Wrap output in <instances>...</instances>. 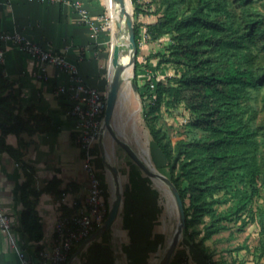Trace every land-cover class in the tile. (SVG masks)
Masks as SVG:
<instances>
[{"label":"crops","instance_id":"1","mask_svg":"<svg viewBox=\"0 0 264 264\" xmlns=\"http://www.w3.org/2000/svg\"><path fill=\"white\" fill-rule=\"evenodd\" d=\"M79 8L86 10L90 23L82 19ZM103 13L98 0H0V34L19 33L45 51L64 56L86 85L105 95L111 68L110 38L103 27ZM113 38L111 32V51ZM0 42L4 76L18 97L20 115L37 128L33 133L20 135L25 143L21 162L0 153V210L12 223L10 236L0 230V264L18 263L14 245L29 264H38L45 254L51 253L56 220L71 213L74 203H81L88 180L68 103L56 93L58 86L69 83L68 75L57 67L40 64L11 42ZM39 74L43 77L39 78ZM130 87L121 86L119 90L112 126L120 140L153 172L169 179L164 157L143 121L140 98ZM5 142L18 146L14 134H8ZM91 158L102 180L109 211L114 202L110 170L116 171L119 204L112 223L84 240L82 248L78 250L81 244L76 247L65 264H159L178 221L168 188L147 176L107 132L94 143ZM29 169L33 177L31 188L39 193L35 209L42 238L38 242L28 239L21 224V186ZM50 185L53 190L46 191ZM33 199L30 195L29 200ZM181 262L203 264L185 235L179 239L169 264Z\"/></svg>","mask_w":264,"mask_h":264},{"label":"trees","instance_id":"2","mask_svg":"<svg viewBox=\"0 0 264 264\" xmlns=\"http://www.w3.org/2000/svg\"><path fill=\"white\" fill-rule=\"evenodd\" d=\"M131 2L134 16L145 13L139 0ZM150 3L157 19L145 26L147 40L167 37L169 45L162 52L149 53L145 63L136 58L135 75L155 58L154 69L164 73L161 78L152 76L141 88L137 76L133 80L142 118L182 199L185 240L203 264H226L214 260L205 243L227 230L228 224L240 221L241 230L256 223L264 236V95L261 109L253 105L264 90V0ZM133 27L139 51L142 26ZM3 71L0 63V153L21 162L25 143L20 135L37 128L20 115L18 97ZM181 106L189 122L183 137L172 141L159 121ZM8 134L16 135L17 147L5 142ZM25 174L21 224L28 239L38 242L42 238L35 209L39 193L31 188L32 171ZM52 190L51 185L46 188ZM260 254L264 255V243Z\"/></svg>","mask_w":264,"mask_h":264},{"label":"built area","instance_id":"3","mask_svg":"<svg viewBox=\"0 0 264 264\" xmlns=\"http://www.w3.org/2000/svg\"><path fill=\"white\" fill-rule=\"evenodd\" d=\"M79 11L82 19L90 23L86 10L79 8ZM0 41L17 45L22 52L40 64L57 67L69 77V83L65 86H58L56 93L64 97L68 103V114L74 120L75 142L83 152V167L88 187L81 203H74L71 213L61 215L56 220L51 253L45 254L38 263L65 264L73 250L103 226L109 213L102 180L91 158L92 147L99 138L103 126L106 94L86 85L78 76L76 67L64 56L45 51L39 45L26 40L21 34L1 33ZM2 61L3 52L0 49V63ZM38 77L42 78L43 75L39 74ZM64 197L65 193H62L61 202L64 201ZM11 226L10 218L0 210V230L10 236ZM14 250L19 257L17 264H29L24 253L15 245ZM180 264H186V262Z\"/></svg>","mask_w":264,"mask_h":264},{"label":"rangeland","instance_id":"4","mask_svg":"<svg viewBox=\"0 0 264 264\" xmlns=\"http://www.w3.org/2000/svg\"><path fill=\"white\" fill-rule=\"evenodd\" d=\"M99 4H102L104 7V26L105 29L109 33L110 43L108 44L109 50V58H110V45H111V32L113 33V37L115 38L117 31L115 29H109V10L105 0H98ZM139 4L144 10V14H140L138 16H134V6L131 2L132 9V20L134 23L141 24L140 28V37H139V51L137 53V60L141 63H145L146 56L153 52L164 51L166 46L169 45V39L167 37L162 38L157 42H149L144 33L145 26L147 24L153 23L156 21L157 16L152 14L154 11V6L150 3V0H139ZM110 60V59H109ZM157 58L152 59L150 61V67H142L140 68L136 75L137 76V84L139 88L143 86V84L149 80L152 76H157L161 78L163 72L154 69L157 63ZM119 64H122V60H116ZM110 64V63H109ZM110 68V66H109ZM112 69V65H111ZM113 71V70H112ZM133 75V71L131 70V76ZM133 78V79H134ZM133 80H126L122 86L129 87L133 85ZM133 89V88H132ZM137 97L138 94H136ZM264 95V90L258 94L253 105L259 110L262 108L261 97ZM189 122V114L185 110L183 106L179 107L177 111H175L174 115L171 117H167L164 115L162 119L159 121V124L169 133L172 141H175L184 135V131L186 129V124ZM260 200H257V203H260ZM240 221L233 222L228 224V229L212 236V238L206 241V245L212 250L214 254V260L222 261L226 264H264V255L260 254L261 246L264 243V236L259 233V226L256 223H251L245 226L240 230L239 225ZM202 224H198V228H201ZM184 235V232L183 234Z\"/></svg>","mask_w":264,"mask_h":264},{"label":"water","instance_id":"5","mask_svg":"<svg viewBox=\"0 0 264 264\" xmlns=\"http://www.w3.org/2000/svg\"><path fill=\"white\" fill-rule=\"evenodd\" d=\"M131 8V0H128ZM113 2L116 5H119L120 11H119V19L123 20V26L120 25V23H116V29L120 31L123 27L124 33L127 36L128 44L126 50L129 52V61L127 63L122 64L115 62L116 60H119V54H114L112 56V51L110 48V60H109V66L111 68L112 65V74L109 80L108 85V91L106 94V104L104 109V115H103V126L101 129L100 136L107 132L112 139L119 144V146L126 152V154L133 160V162L149 177L155 178L162 182L169 190L170 195L174 201L176 210H177V216L178 221L176 224V228L174 230V233L171 237V240L169 242V245L167 249L165 250L162 259L160 260L159 264H169L170 260L173 256V253L176 249L177 243L179 239L181 238L185 226H186V216L184 211V205L182 202V199L176 189V187L173 185V183L168 179L165 178L155 172H153L139 157L138 155L132 150V148L126 144L125 142H122L120 138L118 137L116 131L114 130L112 126V117L114 113V108L117 101V96L119 93V90L122 86V84L126 80H134V74H135V64H136V58H137V44L135 39V33H134V27H133V20H132V9L128 11L125 8L126 0H113ZM119 39V38H118ZM117 39V45L119 48H122L121 41ZM131 66L133 75L130 77L124 76L125 70L127 67ZM133 89H135V85L133 83L132 85ZM111 180H112V187H113V194H114V202L111 210L108 213V216L101 228H99L95 233H93L90 237H93L94 234L97 232H100L101 230H104L107 228L113 221L114 217L116 216L118 204H119V192H118V181H117V175L116 171L114 169L110 170ZM89 237V238H90ZM84 244H81L78 248L81 249Z\"/></svg>","mask_w":264,"mask_h":264},{"label":"bare ground","instance_id":"6","mask_svg":"<svg viewBox=\"0 0 264 264\" xmlns=\"http://www.w3.org/2000/svg\"><path fill=\"white\" fill-rule=\"evenodd\" d=\"M107 6H108V10H109V17H110V21H109V29L111 28V30L115 29L117 31V34L115 36V38H113V43H112V56L114 54H119L120 59L122 60L123 63H127L129 61V52L126 50L127 48V44H128V40H127V36L124 33V29L122 27V29L120 31H118L116 29V23H120V25L123 26V20L119 19V11H120V7L119 5H116L113 0H105ZM125 8L130 11V4L129 1L126 0L125 3ZM119 38V39H118ZM117 39L119 41H121L122 44V48H119L117 45ZM131 70L132 67L129 66L127 67V69L125 70L124 76L130 77L131 76ZM111 74H112V69H111Z\"/></svg>","mask_w":264,"mask_h":264}]
</instances>
